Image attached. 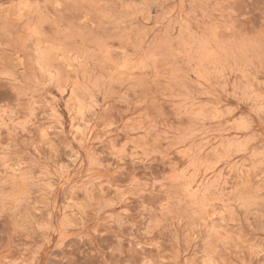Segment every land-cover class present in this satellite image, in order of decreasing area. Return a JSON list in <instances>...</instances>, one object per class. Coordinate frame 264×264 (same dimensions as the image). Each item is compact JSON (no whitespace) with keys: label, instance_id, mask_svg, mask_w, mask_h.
<instances>
[{"label":"rangeland","instance_id":"rangeland-1","mask_svg":"<svg viewBox=\"0 0 264 264\" xmlns=\"http://www.w3.org/2000/svg\"><path fill=\"white\" fill-rule=\"evenodd\" d=\"M0 264H264V0H0Z\"/></svg>","mask_w":264,"mask_h":264}]
</instances>
